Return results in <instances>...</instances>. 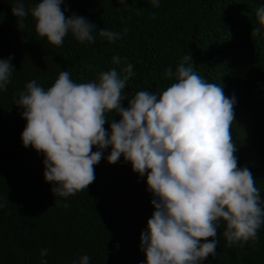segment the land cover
<instances>
[{
	"label": "trees",
	"instance_id": "trees-1",
	"mask_svg": "<svg viewBox=\"0 0 264 264\" xmlns=\"http://www.w3.org/2000/svg\"><path fill=\"white\" fill-rule=\"evenodd\" d=\"M34 2L25 0L26 5ZM126 3L131 7L120 0H65L66 14L83 15L97 28L129 31L113 43L95 30L94 43L79 42L69 33L57 46L36 33L31 16L18 29L13 0H0V57L14 54L16 68L7 89L0 91V198L8 199L0 200V264H40L44 247L49 248L48 264H71L80 254H87L90 264L145 259L140 232L154 210L145 178L123 157L115 163L102 158L85 190L69 197L52 193L43 178L42 155L21 143L25 120L12 104L29 80L47 87L61 70L78 82L90 80L113 66V55L134 65L135 74L124 89L129 96L170 85L173 79L164 69L174 68L185 53L197 73L235 96L231 131L238 166L251 170L264 196V35L254 33L255 9L264 0H161L159 7L150 0ZM224 227L222 221L216 254L204 264H264V226L258 239L232 246L223 236Z\"/></svg>",
	"mask_w": 264,
	"mask_h": 264
},
{
	"label": "clouds",
	"instance_id": "clouds-1",
	"mask_svg": "<svg viewBox=\"0 0 264 264\" xmlns=\"http://www.w3.org/2000/svg\"><path fill=\"white\" fill-rule=\"evenodd\" d=\"M150 3L159 7L161 0ZM67 11L65 0L29 5L13 0L11 5L18 29L31 16L36 33L57 46L69 33L79 42L94 43L95 30L113 43L129 31L97 28L87 17ZM255 15L254 33L264 35V4ZM13 55L0 57V91L7 89L16 69ZM111 62L112 67L86 81L74 80L67 70L47 87L29 80L14 96L12 104L25 120L21 143L42 155L43 178L51 192L69 197L85 190L102 158L115 163L123 157L145 178L154 206L140 232L145 259L138 264H204L216 254L222 221L229 246L258 239L264 196L251 170L238 166L231 131L235 96L225 95L220 83L197 73L186 53L174 68L165 67L164 75L173 79L170 85L131 96L124 89L135 74L133 63L120 55ZM109 112H114L111 118ZM116 115L119 119H112ZM48 252L47 247L40 249V264H48ZM71 264H90V257L80 254Z\"/></svg>",
	"mask_w": 264,
	"mask_h": 264
}]
</instances>
